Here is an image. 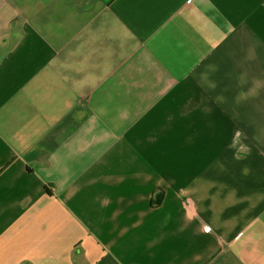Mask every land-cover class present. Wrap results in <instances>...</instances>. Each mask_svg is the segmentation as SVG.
I'll use <instances>...</instances> for the list:
<instances>
[{
    "label": "crops",
    "instance_id": "obj_1",
    "mask_svg": "<svg viewBox=\"0 0 264 264\" xmlns=\"http://www.w3.org/2000/svg\"><path fill=\"white\" fill-rule=\"evenodd\" d=\"M1 171L0 264H264V0H5Z\"/></svg>",
    "mask_w": 264,
    "mask_h": 264
},
{
    "label": "rangeland",
    "instance_id": "obj_2",
    "mask_svg": "<svg viewBox=\"0 0 264 264\" xmlns=\"http://www.w3.org/2000/svg\"><path fill=\"white\" fill-rule=\"evenodd\" d=\"M78 122L81 125H84L85 126V121L84 120L79 119ZM96 124H98V121H95V126H96ZM192 226H193V224L188 220L186 213L183 214L182 217H181L180 224L178 226H175L176 229L174 228L173 236L183 234L182 231L188 230ZM178 245H179V242L176 241V240H173L172 242L169 243V245L167 247H168V250H170L171 248L177 249L178 248L177 247Z\"/></svg>",
    "mask_w": 264,
    "mask_h": 264
},
{
    "label": "flooded vegetation",
    "instance_id": "obj_3",
    "mask_svg": "<svg viewBox=\"0 0 264 264\" xmlns=\"http://www.w3.org/2000/svg\"><path fill=\"white\" fill-rule=\"evenodd\" d=\"M3 171L0 172V177L2 176ZM2 188L3 187L0 186V197L10 196V198L7 199V200H10V199H13V198L20 196V195L16 194V192H14L13 190L3 192ZM7 200H1L0 202L7 201ZM184 206H185V202H184ZM77 240H78V242H80V241L81 242L75 245L76 253H79V252L82 253L83 252V242H82L81 236L77 237ZM0 257H1V251H0ZM216 261L217 260H215L213 264H222V263H220V261H217V262ZM25 264H33V263L29 260V261H26ZM130 264H138V263H130Z\"/></svg>",
    "mask_w": 264,
    "mask_h": 264
},
{
    "label": "built area",
    "instance_id": "obj_4",
    "mask_svg": "<svg viewBox=\"0 0 264 264\" xmlns=\"http://www.w3.org/2000/svg\"><path fill=\"white\" fill-rule=\"evenodd\" d=\"M186 207H187L188 213L191 217H194V218L198 217L196 208L191 206L189 202L186 203Z\"/></svg>",
    "mask_w": 264,
    "mask_h": 264
},
{
    "label": "water",
    "instance_id": "obj_5",
    "mask_svg": "<svg viewBox=\"0 0 264 264\" xmlns=\"http://www.w3.org/2000/svg\"><path fill=\"white\" fill-rule=\"evenodd\" d=\"M4 4H5V0H4L3 4L0 5V7L3 6ZM92 228L95 229L96 227L93 226Z\"/></svg>",
    "mask_w": 264,
    "mask_h": 264
}]
</instances>
